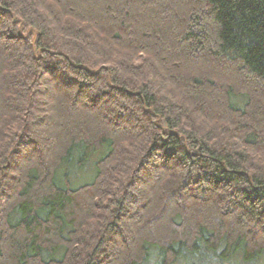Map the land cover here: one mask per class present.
I'll return each mask as SVG.
<instances>
[{
    "label": "trees",
    "instance_id": "16d2710c",
    "mask_svg": "<svg viewBox=\"0 0 264 264\" xmlns=\"http://www.w3.org/2000/svg\"><path fill=\"white\" fill-rule=\"evenodd\" d=\"M0 264H264V0H0Z\"/></svg>",
    "mask_w": 264,
    "mask_h": 264
},
{
    "label": "rangeland",
    "instance_id": "374dc122",
    "mask_svg": "<svg viewBox=\"0 0 264 264\" xmlns=\"http://www.w3.org/2000/svg\"><path fill=\"white\" fill-rule=\"evenodd\" d=\"M204 68H211L209 67V65H204ZM205 69V70H206ZM208 70V69H207ZM211 70V69H210ZM212 71V70H211ZM91 164L89 165V169L86 170L84 173H86L88 176L87 177H81V178H78V176L76 178H73L72 181H71V184L69 185L70 188H75L77 189L78 187L80 186H83V185H86V184H89L92 182V179L94 178V167H92L94 161L91 160ZM83 173V174H84ZM82 174V173H81Z\"/></svg>",
    "mask_w": 264,
    "mask_h": 264
}]
</instances>
